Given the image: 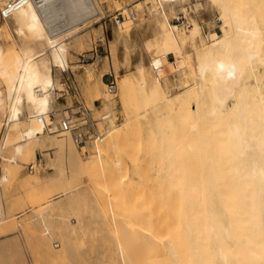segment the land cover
Masks as SVG:
<instances>
[{"label": "bare ground", "instance_id": "6f19581e", "mask_svg": "<svg viewBox=\"0 0 264 264\" xmlns=\"http://www.w3.org/2000/svg\"><path fill=\"white\" fill-rule=\"evenodd\" d=\"M62 1L32 0L0 26V81L6 84L5 91L0 88V110L7 117L1 151L8 142L17 155L27 152L29 146L36 149L42 145L46 136L43 124L51 120L49 114L57 86L53 67L67 65L66 39L81 27L76 24L90 19L93 10L98 11L94 0H64L67 6L64 11L69 9L77 18L71 24L65 17L58 18L65 12L56 17L54 10H48L55 4L58 7ZM181 1L153 0L159 6L158 14H162L157 17V24L172 50L164 53L163 63L139 64L134 75L141 97V113L151 126L149 133L161 136L160 152L170 161L165 168L169 165L172 169L174 162L181 158V162L186 160L183 164L178 162L183 178L169 183L179 189L180 198L176 197L181 200L182 208L178 213L181 212L179 217L185 223L182 235L188 237L190 253L185 256L186 263L184 260L179 263L186 252L181 251L178 256L179 244L176 248L170 238L165 239V249L175 264H264V0H209L210 8L219 11L221 23L220 32L211 31L206 35L195 18L186 31L169 22L165 5L174 6L172 3ZM58 21L65 22V26L52 32L49 24ZM10 30L20 37L19 49L11 43L5 44ZM188 44L192 47L191 53L181 49V45ZM39 45L46 49L38 50ZM170 55L177 62L171 66L173 70L185 69L182 72L186 74L175 78L176 93L171 91L168 82L162 83L163 66L172 64ZM156 95H160L157 100ZM124 125L122 122L109 127V140L96 144L97 148L115 145ZM64 141H49V147L68 155L76 167L83 168L85 163L74 142L67 140L69 147ZM9 165L3 164L0 186L11 178ZM167 170L169 173L170 169ZM64 176L59 172L54 178ZM44 183L46 178L39 175L28 182L35 186ZM195 218L203 224L195 226Z\"/></svg>", "mask_w": 264, "mask_h": 264}, {"label": "rangeland", "instance_id": "374dc122", "mask_svg": "<svg viewBox=\"0 0 264 264\" xmlns=\"http://www.w3.org/2000/svg\"><path fill=\"white\" fill-rule=\"evenodd\" d=\"M94 2L98 11L93 10L90 19L76 24L81 27L66 39L69 45L66 68L53 67L57 86L49 117L54 114L59 120L64 114L82 110L79 105L83 104L90 110V116L97 120L95 128L102 136L78 143L70 132H48V122H44L46 136L42 145L36 149L29 146L27 152L18 156L9 142L1 151L7 117L0 110V172L5 162L12 170L11 178L0 186V264H175L165 249L169 238L175 247L179 244L178 248H182L183 243L182 249L176 247L178 256L181 251L186 252L179 263L183 260L186 263L185 256L190 253L188 237L182 235L185 223L179 217L181 212L178 213L182 208L181 200L176 197L180 198L179 189L169 183L175 178L176 181L183 178L178 164L185 159L174 162L172 173L169 165L165 168L170 161L164 152H160L161 136L149 133L151 126L141 113V97L134 78L138 66L163 63L164 53L172 50L157 24V17L162 15L161 12L158 14L159 6L153 0ZM172 4L171 9L170 5H165L170 23L175 24L174 16L183 11L190 22L196 20L202 24L204 35L211 31L220 32L221 22L216 21L219 11L210 8L209 0H182ZM57 5L48 10H54L56 17L65 12L58 18L65 17L71 24L77 22L72 11H64L66 4L63 3L61 10ZM132 7L139 15L136 20L128 14ZM122 8H125L124 18L116 23L113 16ZM2 23L0 19V26ZM181 29L186 31L189 28ZM19 38L10 30L5 44L11 43L19 49ZM36 48L46 49L40 45ZM191 48L189 44L181 45V49L188 53L192 52ZM94 51L97 56L93 55ZM86 52L91 59L83 63L80 54ZM169 60L172 64L163 66L165 76L162 83L168 82L171 91L176 93L174 80L186 77L182 72L185 69L173 70L171 66L177 64L174 55H170ZM114 77L116 87L111 90L109 83ZM5 86L1 80L2 91ZM159 96L156 95V100ZM108 113L110 115L106 116ZM122 122H125L120 128L123 133L115 145L97 148L109 140V127ZM169 130L173 132L172 128ZM12 137L10 132L9 139ZM53 138L74 142L84 167H76L74 159L49 147L50 142L55 141ZM66 141L65 146H69L70 142ZM32 164L35 170L30 172ZM182 166L184 169L185 165ZM167 169H170L169 173ZM59 172L65 176L55 180L54 176ZM35 175L46 178V183L29 185ZM194 221L195 226H200V222L203 224L200 219ZM198 235L201 239L202 234Z\"/></svg>", "mask_w": 264, "mask_h": 264}, {"label": "built area", "instance_id": "2783aa9c", "mask_svg": "<svg viewBox=\"0 0 264 264\" xmlns=\"http://www.w3.org/2000/svg\"><path fill=\"white\" fill-rule=\"evenodd\" d=\"M31 1L32 0H4L2 2L0 1V19L5 20L16 10L24 7ZM129 10H130V12L128 11L129 16H132V18L136 20L138 16L137 9H133L132 7V8H129ZM124 12H125V8H122L118 11L116 15L113 16L115 18L116 23H118L119 20L124 18ZM173 21L175 24H177L181 28H189L192 26L190 19L187 17V15L183 11L178 12L177 15L174 16ZM216 21L218 23L220 21L218 16L216 17ZM50 25L51 23L49 24V26ZM49 26L48 28L51 29L52 32H56V30H59L61 27L63 28L65 26V22L58 21L57 24H52L50 27ZM95 52L96 51L93 52V55L97 56ZM89 59H91V57H89L87 52L80 54L81 62L85 63ZM109 87L111 90H115V87H116L115 77L109 83ZM79 108L82 110H79L78 112H71L68 115L64 114L59 120H57L56 116L52 114L50 122H48L46 125L47 131L48 132H70L73 135L75 141L78 143H82L93 137L98 138L102 136V133L98 129H96L97 120H95L94 118L90 116V110L88 108H85L83 104H80ZM37 166H40V163H38ZM34 170H35V165L32 164L29 167V171L33 172ZM1 215H2V209L0 205V216Z\"/></svg>", "mask_w": 264, "mask_h": 264}, {"label": "crops", "instance_id": "0c3cea01", "mask_svg": "<svg viewBox=\"0 0 264 264\" xmlns=\"http://www.w3.org/2000/svg\"><path fill=\"white\" fill-rule=\"evenodd\" d=\"M111 82V81H110Z\"/></svg>", "mask_w": 264, "mask_h": 264}]
</instances>
